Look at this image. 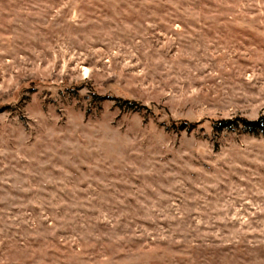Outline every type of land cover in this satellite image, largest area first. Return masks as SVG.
I'll return each mask as SVG.
<instances>
[{
    "label": "rangeland",
    "instance_id": "374dc122",
    "mask_svg": "<svg viewBox=\"0 0 264 264\" xmlns=\"http://www.w3.org/2000/svg\"><path fill=\"white\" fill-rule=\"evenodd\" d=\"M236 116L264 0H0V264H264V136L210 128Z\"/></svg>",
    "mask_w": 264,
    "mask_h": 264
},
{
    "label": "trees",
    "instance_id": "16d2710c",
    "mask_svg": "<svg viewBox=\"0 0 264 264\" xmlns=\"http://www.w3.org/2000/svg\"><path fill=\"white\" fill-rule=\"evenodd\" d=\"M96 100H112L116 102L119 108H125L131 111H148L149 109L138 103L122 99H109L106 97H95ZM201 122L189 123L187 121L172 122L170 129L174 131H186L190 132L195 129ZM210 128L213 133L219 134L221 132H237L240 134H246L251 136H264V116H259L254 120H250L244 117L236 116L230 119H216L210 121Z\"/></svg>",
    "mask_w": 264,
    "mask_h": 264
}]
</instances>
